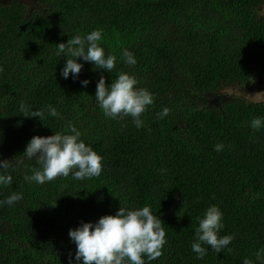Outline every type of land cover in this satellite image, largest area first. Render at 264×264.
<instances>
[{
	"label": "trees",
	"instance_id": "trees-1",
	"mask_svg": "<svg viewBox=\"0 0 264 264\" xmlns=\"http://www.w3.org/2000/svg\"><path fill=\"white\" fill-rule=\"evenodd\" d=\"M0 0V159L12 160L10 185L23 199L0 207V264H68L76 245L69 230L122 207L150 206L164 222L163 254L146 264H259L264 248V101L220 93L226 86L264 77V0ZM103 30L111 73L83 64L79 77L61 76L67 57L60 43ZM123 49L137 59L124 63ZM134 74L154 95L137 128L130 116L107 118L95 101L103 76ZM89 80L87 87L82 80ZM39 117H25L31 111ZM52 105L60 117H51ZM169 109L163 119L157 116ZM103 157L91 179L25 180L39 169L23 155L33 136L70 134ZM224 144L222 151L215 146ZM2 171V170H0ZM55 205V206H54ZM217 205L220 235H233L217 254L192 251L198 218ZM208 248L207 245H203Z\"/></svg>",
	"mask_w": 264,
	"mask_h": 264
},
{
	"label": "clouds",
	"instance_id": "clouds-1",
	"mask_svg": "<svg viewBox=\"0 0 264 264\" xmlns=\"http://www.w3.org/2000/svg\"><path fill=\"white\" fill-rule=\"evenodd\" d=\"M103 30L95 29L86 36L76 35L67 43L57 45L56 55L67 57L61 70V76L68 79L70 74L76 79L83 68L78 62L94 63L96 68L111 73L116 68L117 57L105 54L101 46ZM122 57L125 64L135 66L137 59L128 49H123ZM90 83L85 79L82 86ZM139 81L134 74L121 71L111 84H106L101 76L96 85L95 101L107 118L118 119L130 116L137 128L143 127L141 116L148 106L154 103V95L146 88L138 87ZM51 117H60V113L52 105L46 106ZM31 111L25 117L44 118L43 109H26ZM169 109L164 108L157 116L161 119L168 116ZM264 118H257L253 123L261 126ZM81 132L75 125H70V134L54 133L42 137L33 136L26 145L23 153L28 159L36 158L39 169H33L32 175H25V180L44 184L57 177H68L71 173L74 180H85L98 177L103 171V157L81 139ZM224 144H217L215 150L222 151ZM12 166V160L0 159V186L10 185L12 176L7 170ZM23 199V194L13 192L4 200L0 207L12 206ZM55 206V205H54ZM164 222L157 214H153L150 206L135 210L120 207L114 215H104L96 222H82L78 227L69 230V238L76 245L74 260L70 256L68 264H146L163 254L167 243ZM223 212L217 205L209 206L203 216L198 218L195 229L192 251L198 259H203L208 249L221 253L231 241L233 235H220L223 229ZM203 245H207L205 248ZM256 260L264 264V248L256 252ZM243 264H253L245 258Z\"/></svg>",
	"mask_w": 264,
	"mask_h": 264
},
{
	"label": "rangeland",
	"instance_id": "rangeland-1",
	"mask_svg": "<svg viewBox=\"0 0 264 264\" xmlns=\"http://www.w3.org/2000/svg\"><path fill=\"white\" fill-rule=\"evenodd\" d=\"M262 10L264 12V5L262 7ZM222 91L224 94L225 93L232 94V92L234 91H239V93L245 99L250 100V101H258L260 99H264V78L259 77V76L255 77L252 80V84H250L248 88L242 87L239 85H233V86L227 87L226 89Z\"/></svg>",
	"mask_w": 264,
	"mask_h": 264
},
{
	"label": "flooded vegetation",
	"instance_id": "flooded-vegetation-1",
	"mask_svg": "<svg viewBox=\"0 0 264 264\" xmlns=\"http://www.w3.org/2000/svg\"><path fill=\"white\" fill-rule=\"evenodd\" d=\"M1 1H6V0H1ZM21 2H25V3H28V4H30V5H33V6H36V3H37V5H39L38 4V0H20ZM30 1V2H29ZM264 5V4H263ZM257 76H259V77H261L260 75H256L255 77H257ZM262 78H264V77H262ZM250 84H252V82L251 83H243V84H241V85H239V86H242V87H246V88H248L249 87V85ZM227 87H230V86H226V87H224L222 90H224V89H226ZM221 90V92L220 93H222V94H224L223 93V91ZM226 95H238V96H240V97H243L240 93H239V91H234V92H232V94H227V93H225ZM244 98V97H243ZM247 100V99H246ZM248 101H250V100H248ZM258 101H264V99H260V100H258Z\"/></svg>",
	"mask_w": 264,
	"mask_h": 264
}]
</instances>
